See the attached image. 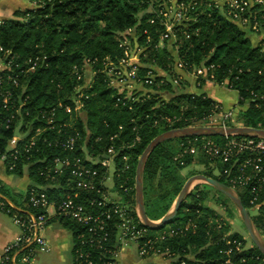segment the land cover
Wrapping results in <instances>:
<instances>
[{
	"label": "trees",
	"instance_id": "obj_1",
	"mask_svg": "<svg viewBox=\"0 0 264 264\" xmlns=\"http://www.w3.org/2000/svg\"><path fill=\"white\" fill-rule=\"evenodd\" d=\"M177 1L186 6L187 12L183 24L176 28L186 29L190 37L186 39L180 34L184 42L176 56H172L166 46L163 49L159 47L160 36L165 31L161 21L156 19L155 24L150 23L157 16L156 12L170 0H30L31 8L18 11L14 18L2 22L0 47L3 51H0V61L12 63V70L2 75L4 88L12 92L13 100L5 107L0 96V155L9 156L10 140L18 132L24 133V140L19 143L23 146L21 154L15 159L14 169H7V172L23 175L25 170H29L30 180L27 192L20 195L0 184V192L5 199L16 208H22L33 190H43L49 201L57 206L67 196L78 194L76 201L95 214L98 210L90 204L92 200L101 201L104 195L107 196L108 188L102 183L104 179L108 180L109 172L99 164L93 165L86 156L91 153L102 160L107 148L113 145L118 152L116 159L118 172L121 173L114 177V190L119 192L122 203L129 207L137 224L146 228L150 235L165 229L147 228L136 215L135 177L139 159L155 137L172 129L193 126L196 121L207 120L220 110L221 104L206 93L189 94L185 83L175 87L169 81L161 83L164 77L153 79V84L141 92L144 95L138 94V100L125 101L124 96L110 85V79L103 72V63L122 59L124 37L121 35L130 29L141 35V47L150 46L143 61L163 69H172L176 58L183 60L190 70L202 65L214 66L210 71L212 80L237 90L239 104L248 103V108L240 112L238 119L246 127L264 129V40L258 43L249 38L247 32L255 33L254 30L233 21L227 15V8L218 0ZM249 15L256 17L264 26V3L254 4L246 14ZM252 18L250 23L253 25ZM87 62L93 65L97 76L88 91L89 98L84 100L85 119H82L74 113L68 114L65 109L74 106L79 86L78 70L75 68L81 70ZM151 70V67L142 69L144 74ZM81 73L85 78L86 74ZM9 74L17 79L18 86L8 80ZM118 97L122 101L117 104ZM167 118L172 123L164 122ZM72 122L73 127L70 126ZM39 128L41 132L37 133ZM70 135L77 137L72 151L61 145ZM114 136L116 138L112 140ZM32 137L36 138L35 145L27 152L24 146L30 143ZM138 137L140 141L136 142ZM213 138L225 140V137ZM186 140L188 138L173 139L160 144L146 163L144 202L147 215L153 221L161 220L170 211L186 182L181 170L193 163V157L186 155L182 159L184 165L181 160H174L181 150V143ZM126 155L130 165L127 170L122 161ZM56 158H68L71 165L80 159L83 166L97 169L96 183L101 192L79 188L70 167L63 168L62 172L56 171ZM206 176L211 177L209 173ZM215 179L227 184L223 178ZM250 190L252 186H247L242 190L243 194L239 193L247 209L250 207ZM205 197L204 191L197 190L183 202L177 216L169 224L173 228L178 224L181 226L167 235L164 245L185 256L193 251L194 258L186 257V264H223L227 259L234 264H264V256L255 246L241 250L233 247L229 254L231 248L226 242L220 243V246L215 242L214 246L210 244V235L216 239L220 236L215 230L216 225L210 223L211 216L202 206ZM109 208L107 205L99 210L103 212ZM27 209L35 215L46 214L48 223L57 221L71 233L73 264H76V249L80 246L78 237L86 228L64 216L50 218L45 209ZM2 210L7 213L6 209ZM23 213L12 209L9 215ZM253 220L259 230L264 227L260 219ZM119 223L115 215L107 221L110 234L109 242L104 245L107 249H120L117 235ZM84 248L96 262L104 252L101 248L88 245Z\"/></svg>",
	"mask_w": 264,
	"mask_h": 264
},
{
	"label": "built area",
	"instance_id": "obj_2",
	"mask_svg": "<svg viewBox=\"0 0 264 264\" xmlns=\"http://www.w3.org/2000/svg\"><path fill=\"white\" fill-rule=\"evenodd\" d=\"M171 1V0H170ZM263 4V0H223L224 6L227 8V15L235 22L240 23L243 26H248L254 32L264 34V26L261 25L260 21L255 17L252 18V15L246 16L249 9L253 7L254 4ZM169 3L163 5V7L156 12V17L150 20L151 24L156 23V19H159L165 31L160 36V44L165 40H168L172 33V27L176 23H180L186 16L187 8L183 3H178L177 0H174L170 6H166ZM174 11L173 16L171 12ZM252 18L253 25L250 23ZM134 30L130 29L127 31V34L133 32ZM124 37V36H123ZM124 37V41L121 44V47L124 48V56L118 62H112L106 60L103 63V72L106 73L110 78V85L118 91V94L123 95L125 101H135L138 100V94L144 95L141 93L146 86H151L153 84V79L156 77H164L161 79V83L167 81L171 82L172 85L179 86L180 78L178 75L175 77H167L157 74L154 70L149 71L144 74L141 69H139L140 60H136L130 63L132 58V53H138V49H133L128 44ZM0 51H3V48L0 47ZM93 64V63H92ZM13 68L12 63H5V67L0 70V96L3 98V104L5 107L8 106L10 100H13V94L11 91H8L4 88V77L2 75L5 71H11ZM177 68L179 70H186L187 66L183 60L178 59ZM214 66L204 67V68H194V72L197 77L203 78H213V75H210V71ZM78 70V81L79 86L76 88V96L74 98V106H67L66 112L68 114L74 113L76 117H82L84 119V100L89 98L88 88L93 86V79L96 77V71H93V67L88 62L86 65ZM81 71L86 74V77L83 78ZM8 80L12 81L15 86H18L17 79L9 74ZM90 91V90H89ZM122 101L121 97H118L117 104ZM83 111V112H82ZM79 115V116H78ZM232 117L231 113L225 115V120ZM13 118V116H12ZM171 120V119H170ZM169 120V121H170ZM210 121V120H209ZM226 127L225 122L222 123ZM74 122L70 123V126L73 127ZM202 126V125H201ZM209 126H215L213 119ZM122 131L123 128L120 127ZM41 129L37 130V133H40ZM79 134H77V137ZM77 137H72L71 135L62 142L61 145L65 149L72 151L77 142ZM116 138L114 136L112 140ZM24 140V136H18L16 134L8 144V152H11L9 156L6 154L0 155V160L5 164L6 169L13 170L15 166V159L21 154V149L23 146H20L19 143ZM36 138L32 137L30 143L24 146L25 151L31 150L32 146L35 145ZM140 138L136 139V142H139ZM129 148L131 145L128 146ZM181 156L194 155L198 149H202L214 162L218 160L221 161L226 169L225 174L228 175L233 183L240 185L242 187L252 186L250 190V199L249 205L257 210H261L264 207V197L262 195V187L264 186V139L254 138V137H240V136H227L225 137L224 143L217 144L212 138L209 137H192L188 140L183 141L180 145ZM87 160L90 161L93 165L99 164L102 168H106L109 172V169L112 165L117 164L118 152L115 147L112 145L107 148L106 155L104 159H100L99 156H94L93 154H87ZM239 159H243L242 168L240 171L236 172V168L233 169V163L238 162ZM182 160V159H181ZM124 162L125 169H129V156H124L122 158ZM55 169L58 172H62L63 168L70 167L71 175L78 181L79 188L85 190H96L101 192L98 184L96 183V177L99 175V171L92 169L90 167H85L81 163L80 159H76L75 163L71 165L70 159H61L56 158ZM250 170L254 175H246L244 172ZM235 172V173H234ZM241 174H240V173ZM110 176V172H109ZM108 176V177H109ZM109 180V178H108ZM108 180L102 183L104 186H107ZM127 190V189H126ZM78 194H75L74 197L67 196L59 205H55L54 202H50L48 195L43 190H33L28 200L25 203V206L22 208H16L15 205L8 199H5L0 193V209H6L7 214H10L12 209L24 212L23 214L12 215L15 223L21 228L22 234L14 242L8 244L3 253L0 256V264H13L17 260V255L20 251H23L22 261L25 264L30 262V259L33 255L38 252H49L51 250L49 241L41 234V232L46 228L48 224V217L46 214L35 215L27 209L31 207L33 209H45L48 212L49 208H53L56 211L57 215L70 218L77 222L78 224L84 226L86 231L79 235L78 244L80 246L76 249L75 263L76 264H117L119 251H113L104 247L109 242L110 234L108 231L107 221L110 220L114 215L118 217L120 223L118 224V242L119 248L125 247L128 243L134 242L139 245L138 253L143 260L151 259L152 256H167L171 259L168 264H175L176 255L172 253L168 248L162 246L163 240H166V237L170 233L166 231L162 236L156 238H149L148 230L144 227H140L133 216V212L129 209L127 205H124L121 201L117 199L110 200L106 195L101 201L92 200L91 206L98 210L97 213H91L84 205L78 203L76 199ZM109 205V210L101 212V208ZM100 209V210H99ZM138 217V213L135 210ZM49 216V215H48ZM139 219V217H138ZM140 221V219H139ZM141 222V221H140ZM174 233V231H173ZM147 238L146 241L142 239ZM97 247L104 250L102 254L98 257L97 262L91 259L89 252H86V246ZM231 251V249H230ZM229 251V252H230ZM100 261V263L98 262ZM155 264V263H154ZM176 264H186V260L178 259ZM223 264H234L231 259H227Z\"/></svg>",
	"mask_w": 264,
	"mask_h": 264
},
{
	"label": "rangeland",
	"instance_id": "obj_3",
	"mask_svg": "<svg viewBox=\"0 0 264 264\" xmlns=\"http://www.w3.org/2000/svg\"><path fill=\"white\" fill-rule=\"evenodd\" d=\"M219 4H223V0H218ZM174 3V0H171L169 2L168 5L166 6H170L171 3ZM174 11L171 12V16H173ZM185 18L180 22V23H176L174 27H172V33L170 38L168 39V41L166 43L161 42V44H159V47L161 49H163L165 46L168 48V50L170 51L171 55L176 56L178 54V51L180 50L181 45L183 44V37H185L186 39H189L190 35L189 33L183 30L184 28H176L178 26H181L184 22ZM2 24V23H1ZM0 24V25H1ZM250 29V28H247ZM180 34L183 35V37L180 36ZM264 35V34H262ZM122 37H126V41H128L129 46L133 47V49H138V53H132V58L130 60V63L136 61V60H140V65H139V69H143L145 67L148 68H152V70H154L155 72H157V74L159 75H163V76H167V77H172V76H176L178 75V77L180 78V83L182 82L183 84L185 83L187 86V90L189 94H196V92L193 91V89H195L194 87L198 85V87L202 84V82H204V79L206 80H212L211 78H200L197 77L196 73L194 72V69L190 70V69H186V70H179L177 68V61L178 59L176 58V61L171 69H163L162 67H158L157 65H153V63L150 62H146L145 60L143 61L142 59L146 56V52L149 49V47L147 46H143L141 47V45H139V41L141 39V35L138 34L135 30L129 34H127V32L123 33L121 35ZM247 36L251 39H255L256 36H261V34H257L255 33H251V32H247ZM132 38V41L130 40ZM255 41V40H254ZM6 57V56H5ZM4 58V57H3ZM2 58V59H3ZM6 60V59H5ZM5 67V62L4 60L0 61V70H2ZM93 67V65H92ZM205 66L202 65L200 68H204ZM171 69L170 72H168ZM196 69V68H195ZM170 74L172 76H170ZM97 76V75H96ZM105 76L107 78H109V76L105 73ZM110 79V78H109ZM212 82V81H211ZM214 84H216L213 81ZM227 85L226 83L223 84V86ZM222 86V85H221ZM93 86H90L88 88L87 91H89ZM194 92V93H193ZM209 95H211L212 97H214L215 99L219 100L220 102H222L226 107L227 106H233L234 108H236L237 110H240L241 104H239V94L238 91L232 88H227V87H220V86H216L213 89H210L208 91ZM218 106H216L217 108ZM235 109H231V110H227L223 108V105L220 106V110L217 111L215 114H213L212 117L208 118L207 120L205 119L204 121H196L195 123H193V126H209L211 123V119H213L215 126H223V122H225V125L228 126H244L243 123L238 119L239 118V114L236 111H234ZM83 112V111H82ZM231 113L232 117L230 119L225 120V115ZM79 116V115H78ZM84 119H85V115H84ZM170 118H167L164 122H168V123H172ZM210 120V121H209ZM74 126V125H73ZM192 126V127H193ZM240 137H246V136H240ZM212 138L217 144L219 143H223L225 140L224 139H215L213 137H209ZM169 142V141H168ZM191 157H193L194 161L192 164L186 166L185 168H183L181 170V176L187 181L190 177L198 175V174H203L206 175V173H209L211 175V178H223L226 181V185L229 186L230 188H232L235 192H237L238 194L241 192L243 194V191L245 187H242L240 185H236L235 183H233V181L228 178V175L225 174V165L221 162V161H217L214 162L210 159V157L205 153L204 150L202 149H198L196 154L194 155H190ZM186 156H181V152L180 150L178 151V153L176 154V156L174 157V160H181L184 159ZM188 157V156H187ZM243 159H239L238 162L233 163L232 168L235 169L236 168V172L240 171V169L242 168V164H243ZM181 164L184 165V161L181 160ZM118 164L112 165L109 169L110 172V176H109V180L107 185V197L110 200L112 197V192H117L114 191V186H115V179L114 177L116 175H121V173L118 172ZM235 173V172H234ZM240 173V172H239ZM241 174V173H240ZM244 174L246 175H254L252 174V172H250V170L244 172ZM217 180V179H216ZM186 183V182H185ZM185 185V184H184ZM117 190V189H116ZM198 192L199 191H204L205 193V200L202 203V206L204 208V210L206 211V213L208 215H210V223L215 224V230L218 232L219 236L217 239L210 235V244H212L214 246V242L220 246V243H224L226 242L227 245L230 246L231 251L233 247H236L237 250H241V249H249V248H253L255 245L252 242L247 229L243 223L241 214L237 208V206L227 197L225 196L223 193V195L228 198L229 200H227L224 196H222L218 190H216L214 187H212L210 184L208 183H204V182H197L195 183L191 189H190V193L193 192ZM111 192V193H110ZM119 193V192H118ZM120 195V194H119ZM188 195V197H189ZM262 195L264 197V186L262 187ZM111 196V197H110ZM179 196V195H178ZM187 197V198H188ZM121 199H118L119 201L122 202V197H120ZM178 198V197H177ZM177 198L175 199L171 209L169 212H172L174 210V205L175 202L177 200ZM186 198V199H187ZM248 198L250 199V194L248 195ZM248 199V202H249ZM135 204H136V196H135ZM250 206V205H249ZM136 211H137V205L135 206ZM50 209V208H49ZM48 209V210H49ZM249 213L251 215L252 218H256V219H260L261 222L264 224V207L261 210H257L252 208L251 206L248 208ZM168 212V213H169ZM4 213V212H3ZM137 213H139V211H137ZM6 214V213H4ZM9 216V215H8ZM153 221V220H152ZM254 221V220H253ZM155 223H159L160 220L158 221H154ZM183 223V222H182ZM181 223V224H182ZM255 223V222H254ZM191 224H194L193 222H191ZM195 225V224H194ZM181 225L178 224V226L174 227L175 229H177L178 227H180ZM187 226H190V223H187ZM195 227H198V225L196 224ZM174 228L170 225L165 226V229L161 232H158V234L155 235H150L149 231L146 233L148 234V236H153V238L156 237H163L162 235L166 232L170 230V233H173ZM258 232L260 234V236L263 238L264 240V227L262 229H258ZM234 235H236L237 237H235ZM146 237L144 238V241H146ZM167 240H163L164 243H162L163 247L166 248L165 246H167V248L176 255V260L174 261V263L176 264L178 259H185L186 257L189 259H193L194 255H193V251H191V254L188 256L182 255L180 253L174 252L172 251L169 247V245H164L165 242ZM168 243H171L170 241ZM127 251H126V255L127 254H132V255H136V252L138 250L139 245L137 243L134 242H130L127 244ZM231 251L229 252V254L231 253ZM221 253V252H219ZM40 258L41 257H45V254H39ZM158 258L161 259L163 262H157V264H168L171 259L168 258L167 256H152L150 258ZM163 258L165 260H163ZM140 259V258H139ZM138 258L135 259V261L139 260ZM141 261V260H139ZM144 262L142 261V264Z\"/></svg>",
	"mask_w": 264,
	"mask_h": 264
},
{
	"label": "crops",
	"instance_id": "obj_4",
	"mask_svg": "<svg viewBox=\"0 0 264 264\" xmlns=\"http://www.w3.org/2000/svg\"><path fill=\"white\" fill-rule=\"evenodd\" d=\"M31 7L32 5L30 3V0H0V24L5 20L14 18L16 12L25 11ZM254 40L259 43L260 41L264 40V35L261 34V36H256ZM202 84L203 86H195V89H193V91L196 93H206L210 98L220 103L221 106L223 105L224 109H235L234 111H238L237 113H240L241 111L248 108V103L241 105L242 108H240V110H237L233 106L226 107L222 102L215 99L208 93L210 89H213L216 86L229 88L228 85L221 86L218 84H214L213 80L206 79H204V82H202ZM17 134L21 137L25 136L24 133L18 132ZM0 184L11 189L10 191L17 195L25 194L30 184L29 170H25L23 175L8 173L5 164L0 160ZM0 193L3 197H5L2 192ZM120 197L121 196L117 192H112L111 199L118 200L121 199ZM3 212L4 211L0 209V256L4 251V248L8 244L14 242L22 234V230L15 223L13 216L7 213L4 214L5 212ZM47 213L50 218H55V216L57 215L55 209L53 208H50ZM41 234L49 241L51 250L49 252L36 253L31 257L28 264H73V238L71 233L67 229H65L59 222L52 221L47 224L46 228L41 232ZM126 246L120 248L117 264H142V261L144 262L143 264H157V262H163L157 257L145 261L139 256L138 250L136 252V255H126ZM23 253V251L19 252L16 262L13 264H25L22 261ZM39 254H45L46 256L40 258ZM136 258H140L139 260L141 261H135ZM163 260L165 259L163 258Z\"/></svg>",
	"mask_w": 264,
	"mask_h": 264
},
{
	"label": "water",
	"instance_id": "obj_5",
	"mask_svg": "<svg viewBox=\"0 0 264 264\" xmlns=\"http://www.w3.org/2000/svg\"><path fill=\"white\" fill-rule=\"evenodd\" d=\"M227 137V136H246L255 137L259 139H264V129H257L246 126H190L185 128L172 129L164 132L157 137H155L146 147L143 154L141 155L137 168L135 177V190H136V205L138 217L141 223L147 228L159 230L167 225H169L174 218L177 216L179 209L181 208L183 202L189 195L191 187L195 183L204 182L210 184L219 192L227 196L238 208L243 223L247 229V232L254 243L255 247L264 256V240L260 236L257 227L251 217L249 210L243 205V202L237 192L226 184L208 177L203 174H198L190 177L185 185L183 186L176 202L174 205V210L167 213L159 223L152 221L146 212L145 202H144V189H143V179L146 163L151 155V153L162 143L173 140V139H183L191 137Z\"/></svg>",
	"mask_w": 264,
	"mask_h": 264
}]
</instances>
